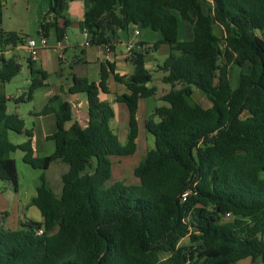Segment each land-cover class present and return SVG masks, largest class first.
<instances>
[{"label": "trees", "instance_id": "16d2710c", "mask_svg": "<svg viewBox=\"0 0 264 264\" xmlns=\"http://www.w3.org/2000/svg\"><path fill=\"white\" fill-rule=\"evenodd\" d=\"M69 1L49 0L39 35L53 32L56 40L65 36ZM83 1L79 28L87 31L91 45L110 50L114 31L132 25L157 37L149 47L142 41L134 44L127 56L133 66L130 74L120 75L113 63L103 61L97 80L73 75L66 90L60 86L61 93L85 94V125L73 121L65 128L71 103L61 93L47 99L39 113L54 115L55 130L47 135L54 142L50 154H34L31 130L17 113L7 112L10 97L0 90V179L17 192L18 172L10 155L17 149L34 169L46 170L57 160L68 165L60 175L58 194L44 172L39 175L31 204L42 220L26 219L18 228L0 223V264L264 261V0ZM178 14L190 23L189 40L178 37ZM22 41L17 32L0 28V84L19 73L18 58L4 52ZM162 44L169 52L157 68L170 88L145 121L154 145L134 167L139 184L118 180L107 185L110 156L136 150L138 101L156 92L145 57ZM234 65L240 70L232 87ZM27 66L30 99L36 88L47 85L49 73L29 56ZM110 75L127 89L113 98L128 109L123 143L110 126L114 109L100 97L110 92ZM194 88L210 101L209 107L193 98ZM10 131L23 132L28 139L14 143ZM226 212L231 217L223 221ZM183 239L187 242L181 243Z\"/></svg>", "mask_w": 264, "mask_h": 264}, {"label": "crops", "instance_id": "0c3cea01", "mask_svg": "<svg viewBox=\"0 0 264 264\" xmlns=\"http://www.w3.org/2000/svg\"><path fill=\"white\" fill-rule=\"evenodd\" d=\"M48 5H49V0H43V4H42L43 7L36 16V22L39 23V26L42 20V16L45 14V12L48 9ZM83 14H84V1L83 0L69 1L67 8L64 11V15L70 21V25H74L75 27H77L79 29V32H81V29L79 28V22L82 20ZM39 26H38V29H39ZM136 29L139 30L138 34L134 33V30ZM8 31H15V30H8ZM51 33L53 34V32ZM190 35H192V31L190 32ZM53 37H54L55 42H54V47H51L53 49L51 50L50 56L49 57L46 56L41 51L39 52L38 57L35 59L36 66L40 67L43 70H46L49 73V75L51 73L55 74V78L56 80H58L57 82H54V83L44 82V83H47V85L41 86L47 89L44 92L43 103H45L51 95H53L54 93H58L56 89L59 86H61L64 90H66V88L72 83L73 75L85 76L88 79H90L89 78V73L91 72L90 70L95 69L94 74H96L97 77L96 79H90V80H97L98 73H99V66H100V63L103 61H109L113 63L114 71L120 75L130 74L133 70V67L132 68L130 67V65L132 64L128 61L127 55L125 53L126 43L130 40L133 41L134 43H138L142 41L146 43L143 45V47H149L151 43L156 39L157 34L156 32L150 29H141L139 26H136V25L129 26L127 30L117 29L114 31L113 36L111 38L113 47L108 51L105 46L91 45L90 43L88 45H85L84 40L83 41L81 40L80 42L71 41L66 31H65V37H63L61 40H56L54 34H53ZM179 39L183 40L184 38L182 37ZM163 45H166V44L160 45L158 49L163 47ZM10 50L11 48L8 47L6 51L4 52V54L7 55V53ZM166 52H169V51H166ZM47 58H49V63H47ZM68 58H70L69 62H68ZM37 59H39L40 61L39 64H37L36 62ZM146 60L147 58L145 57V67L149 69L150 71L156 70V66L158 64L153 62L152 67L148 68L146 65ZM66 62L69 63L68 70L66 69L64 65V63ZM48 65L50 66V69L48 68ZM243 70H245V67L243 68ZM238 73H239V70L238 71L235 70L234 75H233L237 79H238ZM230 77H231V74H230ZM108 86L110 88V92L107 94H102L100 95V97L110 102L114 109L115 103H119V104L121 103V102L114 101L113 99L114 95L117 93L127 92V89L125 88L124 85L120 83H116L112 75L108 77ZM154 86L156 87V92L153 95H150L148 97L140 98L138 101V105H137L136 119H137V126H138V134L136 138V150L133 153V157L135 161V164L133 165L134 167L139 163V160L142 154H144L148 149L152 148L154 145V137L150 133H148V131L145 128V121L148 115L154 110L156 106H158V104L161 103L158 100V95H159L158 94L159 91H157L158 86L156 85ZM159 86H161V84H159ZM169 88L170 86L163 87L160 91L165 90L163 92L165 93L166 91L169 90ZM163 93H160V96ZM61 95L64 99H67L72 105L71 120L66 121L64 124V127L68 128L73 121H78L80 124L85 125L87 121V103H86L85 94L84 93L65 94V92L63 91ZM210 104H211L210 101H208L206 102V105L204 106L202 105V106L209 107ZM119 112L120 113L117 115V112L114 109V117H113V119H115L114 125L120 129V133L122 135H126L128 131V109L125 104L124 106H121V105L119 106ZM40 116H42V118L44 117L43 114ZM45 116H52L53 118L52 123H54V126H55L54 115L50 113V114H45ZM110 123H111V120H110ZM54 130H51L49 132L45 131L44 137L47 138V135L51 134ZM125 138L123 140L120 138L119 139L120 143H123L125 141ZM35 140H36V134L32 133L31 144L34 149V154L37 155V149L35 148V145H34ZM136 155H137V158H136ZM110 159H111V156H110ZM111 166H112L111 176H110V179L106 182L107 185H110L113 182L118 181V180H115L112 183H109V181L112 178L113 171H114L113 165ZM31 171L36 174L34 175L29 174L28 176L21 177L19 174L18 168H17L18 191L14 192L13 195H10L6 191L0 193V223L4 227L18 228L20 227V224L24 222L26 219H33V220H38V221L42 220V216L40 214L39 209L35 205L31 204V199L36 194V186L39 183L40 174L37 169L35 170L33 169ZM29 173H30V170H29ZM120 180L123 181L125 184H139V179L137 177L136 179L133 178L131 183H126V181L123 179H120Z\"/></svg>", "mask_w": 264, "mask_h": 264}, {"label": "rangeland", "instance_id": "374dc122", "mask_svg": "<svg viewBox=\"0 0 264 264\" xmlns=\"http://www.w3.org/2000/svg\"><path fill=\"white\" fill-rule=\"evenodd\" d=\"M0 28L5 31L8 30H15L22 38L23 41L19 42L17 45L10 47L11 50L5 54V56H13L15 55L18 58V61L21 63V69L17 75L11 78L9 82H5L0 84V89L6 96H9L10 99L6 102V110L8 113H17L23 120L24 126L27 129H30L32 133L36 134V140L34 142L35 148L37 149V155L43 156L50 154L54 150V142L52 139L45 138L44 132L51 131L55 129L54 123H52V116H45L42 118L40 116L39 111L41 110L42 106L44 105V92L47 90L45 87H38L36 88L30 99H27L26 95L28 92L29 86V69L27 66V57L28 52L26 50L25 44L28 38H38L40 35L38 33V26L39 23L36 22V16L42 9L43 0H0ZM177 14V12H175ZM42 16V15H41ZM43 17V16H42ZM38 29V30H37ZM215 32L218 33V28L214 27ZM190 23L184 19H181L178 14V37L184 38L189 40L192 38L190 35L191 32ZM66 33L71 41L80 42L84 40V37L79 29L74 25H68L66 27ZM54 37L51 33L50 36L47 38V46L38 50L39 52L42 51L43 54L46 56H50L51 50L54 47ZM167 45H163V47L157 50H149L146 54V65L148 68L152 67V63L155 62L157 64H161L163 59L166 57V51H169ZM165 51V52H164ZM37 55V57H38ZM36 57V58H37ZM70 58H68V62ZM37 64H39V59L36 60ZM64 63L66 69H69V63ZM47 63H49V58H47ZM132 68L133 66L130 65ZM154 67V66H153ZM50 69V66L48 65ZM240 70L239 67L232 66L231 67V80L230 84L232 87H235L237 84V78L234 77V72ZM46 71V70H45ZM50 71V70H49ZM89 78L96 79L95 69L90 70ZM47 72V71H46ZM152 73V82L151 84L158 86L159 95L158 100L163 103L159 97L160 93H163L165 90L160 91L163 87H169L170 85L167 83H163L161 80L162 75L164 74L163 71L159 70L156 66V70H151ZM48 73V72H47ZM52 74V73H51ZM161 84V86H159ZM58 93H61L60 86L56 89ZM195 93L193 94V98L198 101L201 105H206V102L209 100L205 97L203 93H201L198 89L194 88ZM110 95V94H109ZM23 100H20L22 99ZM15 98L18 100L16 101ZM160 103V104H161ZM158 104V105H160ZM112 105V104H111ZM124 106L123 103H115L114 109L119 112V106ZM114 120L111 119L110 125L113 128V131L118 135L119 139L122 140L126 137V135H122L120 133V129L114 125ZM84 121V120H83ZM9 139L14 143H19L28 139V136L25 133H16L13 131L9 132ZM10 155L15 159L16 166L18 168L19 174L21 177H25L30 175H34L36 173L32 172V167L25 163L22 159L23 151L17 149L12 151ZM143 156V154H142ZM141 156V157H142ZM140 157V159H141ZM137 158V155H136ZM112 165H113V175L109 183H112L115 180L123 179L126 183H131L132 179H136L133 170H134V157L133 154L125 155V156H118L113 155L111 156ZM68 165L62 161H53L50 166L46 170L37 169L39 174L44 172L45 177L48 179L50 186L52 187L53 191L57 194L60 192L61 182H60V175L67 169ZM112 167V166H111ZM30 170V173H29ZM35 170V169H34ZM37 172V173H38ZM260 176L264 178V171L260 173ZM8 192L10 195H13L15 192L12 189V186L9 181L0 179V193L1 192ZM18 191V190H17ZM223 221L228 220L227 217H223ZM187 239H183L181 243H186ZM234 264H264L260 258H256L252 260L249 257L240 259L236 261Z\"/></svg>", "mask_w": 264, "mask_h": 264}, {"label": "built area", "instance_id": "2783aa9c", "mask_svg": "<svg viewBox=\"0 0 264 264\" xmlns=\"http://www.w3.org/2000/svg\"><path fill=\"white\" fill-rule=\"evenodd\" d=\"M138 29L134 30V33L135 34H138ZM83 37H84V44L85 45H88L89 44V39H88V33L85 29H83L81 31ZM65 37V36H64ZM59 44V42H58ZM134 42L133 41H128L126 43V47H125V53L126 55L128 56L131 49L133 48L134 46ZM47 46V37L45 36H42L40 35L37 39L36 38H28L27 41H26V44H25V47H26V50L28 52V56L31 58V59H36L37 55H38V50L41 49V48H44ZM107 51L109 50V48L107 46H105ZM187 191L183 192L181 194V200L184 201L185 198H186V195H187ZM225 217L227 218H230L231 217V214L229 212H226L224 214ZM42 230L41 229H38L37 232L40 233ZM187 264V263H186Z\"/></svg>", "mask_w": 264, "mask_h": 264}, {"label": "water", "instance_id": "95a60500", "mask_svg": "<svg viewBox=\"0 0 264 264\" xmlns=\"http://www.w3.org/2000/svg\"><path fill=\"white\" fill-rule=\"evenodd\" d=\"M256 33L259 35V36H261L262 35V33H261V31L259 30V28H256ZM58 80H56V78H55V74H50L48 77H47V79H44V82H49V83H54V82H57Z\"/></svg>", "mask_w": 264, "mask_h": 264}]
</instances>
